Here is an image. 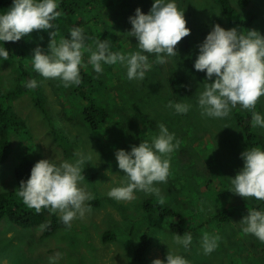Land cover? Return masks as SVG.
I'll list each match as a JSON object with an SVG mask.
<instances>
[{"label":"rangeland","instance_id":"374dc122","mask_svg":"<svg viewBox=\"0 0 264 264\" xmlns=\"http://www.w3.org/2000/svg\"><path fill=\"white\" fill-rule=\"evenodd\" d=\"M60 1L57 0V11L61 15L53 23L63 35L69 30L63 38H70L75 20L68 19L60 11ZM68 1H76L75 6L85 8L84 15L78 18L83 23L78 21L77 24L85 34L87 46L95 50L96 39L107 40L111 51L123 52L125 55L139 51L138 41L128 33L132 30L130 17L135 16L137 8L144 14H149L155 2ZM174 2L178 9L184 11L186 26L191 29V33L177 45L175 55L166 56L167 62L163 65L155 63V54L144 53L149 58L150 69L146 71L142 81L129 80L127 68L119 62L115 65L102 62L103 71L96 73L88 63L90 54L87 51L84 53L83 64L87 65L81 67L84 73H88L92 80L103 79L101 84L104 91L106 79L114 82L115 86L110 87V90L115 92L107 97V103L112 111L118 112L111 114V118L118 117L121 122L125 119L124 127L112 120L104 130L91 129L83 122L74 96L65 93L72 85L65 87L59 79H44L41 93H38L36 87L34 92L30 89L17 97L5 95L18 87L16 78L19 67L25 66L27 69L28 65L33 66L32 57L37 47L42 48L45 54H50V32L56 31L57 42L62 37L55 27L33 31L34 41L38 42L40 38L45 40L44 44H28L21 52H17L18 56L11 63L0 62V107L8 108V121L13 126L7 136L8 147L0 139V158L6 159L0 165V195L6 196L5 200L0 201V208L3 207L0 210L13 207L16 212L36 213L35 209L26 206L17 195L20 187L16 177L17 169H24L28 165L25 163L34 167L41 159L53 160L56 164L74 162L78 158V152L85 157L91 156V160L82 166L85 179L80 187L93 197L86 201V206L91 211L86 212L83 218L74 219L70 228L60 229L50 237L43 236L41 226L24 229L11 223L9 218H3L0 221V264H137L135 253L145 232L154 238L151 239L153 247L145 264H153L156 259L166 264L168 253L184 257L189 264H264V242L243 231L246 225L241 221L247 215L244 209L234 212L238 215L229 224L217 226L214 221V215L223 208L242 206L264 212V200L243 198L232 192L233 186L229 190L225 187V182L235 178L244 167L241 156L243 152L253 147L264 150V146H251L248 143L244 126L250 127L256 141L260 138L264 140V128L253 127L252 112L239 105L223 119L201 115L198 97L207 83V74L194 67L200 53L199 46L216 24L225 30L235 28L244 34L248 30H256L264 35V0H227L231 7L229 12H225L219 0ZM89 9H93L89 13L93 15L88 14ZM11 49L15 50L14 46ZM31 72L35 70L31 69ZM171 72H176L185 79L190 97H195L178 98L172 92L168 80ZM38 77L40 79L42 76L39 74ZM214 80L215 77L209 83ZM54 85L61 91L60 95L52 87ZM169 96L173 99L168 100ZM39 101L45 102L41 104L43 108L39 106ZM105 101L104 98L100 99V103ZM170 101L173 104L186 103L191 107L187 114L177 113L174 108L167 107ZM254 111L264 117V96L260 98ZM239 117L242 118L241 121ZM149 119L154 122L145 128ZM134 120L141 123L145 133L150 131V139L143 141L151 143L152 137L159 135L158 125L162 123L170 133L175 134L180 147L171 154L167 182L154 184L159 189V195L136 191L133 200L117 201L107 195L113 187L121 186L124 180V173L118 167L115 153L121 149L130 152L133 145L139 146L143 142L137 143L139 135L134 134ZM20 121L26 125L28 133L22 126L18 131ZM68 132L74 141L76 139L75 143L67 140ZM59 142L75 151L67 155ZM180 171L183 176H174V173ZM218 190L223 194L229 193L230 199L219 200ZM147 198L162 200L166 207L184 217L182 228L190 226L197 230V236H192L187 249L173 242L176 234L170 227L178 223V218L161 217L156 211L146 213L143 203ZM204 199L209 202L210 209L203 204ZM94 200L100 201L96 208L90 205ZM54 214L61 218L59 212ZM205 232L219 237L217 247L211 254H205L202 247ZM104 235L111 237V240H105ZM57 253L60 254L58 258ZM229 257L234 260L225 263Z\"/></svg>","mask_w":264,"mask_h":264},{"label":"clouds","instance_id":"9594fccd","mask_svg":"<svg viewBox=\"0 0 264 264\" xmlns=\"http://www.w3.org/2000/svg\"><path fill=\"white\" fill-rule=\"evenodd\" d=\"M57 0H14L10 10L0 14V42H17L29 36L33 31L54 28V21L61 15L57 11ZM132 30L128 32L138 41L139 51L125 55L113 52L107 40L94 41L96 47L86 45V37L78 26L70 30V38L55 39L56 31L50 32V54L42 48L34 50L32 63L34 70L45 79H59L65 87L81 83L80 69L85 51L89 55L88 63L96 73L103 71L102 62L115 65L118 62L127 68L129 80H143L150 69L149 58L144 53L155 54L156 64L167 62L166 56H173L177 45L191 33L184 11L178 9L174 0H155L149 14L136 9L130 17ZM200 53L194 67L207 74V83L198 97L201 115L211 118H226L237 105L252 112V126L264 128V117L254 111L260 98L264 96V35L256 30L247 34L233 28L225 30L219 24L207 35L199 46ZM0 57L9 58V51L0 47ZM214 82L209 83L213 80ZM28 89L38 87L32 79L27 82ZM177 113L187 114L191 105L171 101L167 105ZM159 135L152 137L151 143L143 141L133 145L131 151L117 150L115 153L118 167L124 173L121 186L113 187L107 195L117 201H131L136 191L159 195L156 183H166L170 172L171 154L180 147L175 134L170 133L164 124H159ZM175 141V143H174ZM74 162L64 161L56 164L53 160L41 159L31 170L30 178L21 181L17 195L29 208L40 213L43 208L52 213L59 212L62 222L71 227L76 218H83L91 211L86 201L92 195L80 183L85 179L82 166L91 156L76 153ZM244 167L231 179L232 192L243 198L254 197L264 200V150L253 147L241 154ZM161 202H163L161 200ZM246 225L243 231L253 234L264 242V212L248 210L242 219ZM43 227V226H42ZM192 235L176 234L173 242L185 249L192 242ZM219 237L205 232L202 247L205 254H211L217 247ZM60 256L57 253V258ZM55 258H50L54 260ZM153 264H165L156 259ZM166 264H189L180 255L167 254Z\"/></svg>","mask_w":264,"mask_h":264},{"label":"trees","instance_id":"16d2710c","mask_svg":"<svg viewBox=\"0 0 264 264\" xmlns=\"http://www.w3.org/2000/svg\"><path fill=\"white\" fill-rule=\"evenodd\" d=\"M221 2V5L225 12H229L231 7L229 6L227 0H219ZM14 0H0V14H4L10 10V8L13 5ZM60 5V11L64 13L68 19H73L75 20L74 27L79 26L77 24L79 20L78 18L80 16H83L85 13V8L84 7H79L75 6L77 4L76 1H73L72 3L69 2L68 0H61ZM90 12H93V9L88 10V14ZM93 15V14H89ZM82 22V21H81ZM83 23V22H82ZM236 24V22H233ZM66 24V23H65ZM64 24V25H65ZM54 27L59 31V34L62 35V37H65L66 35H63L60 33V29L54 25ZM34 33V32H33ZM35 35L32 36V33L27 36L23 37L21 40L17 42H0L2 47H5L9 51V58L6 60L7 62L11 63L18 55L17 52H21L22 48H24L28 44H34L36 46H39V42L41 44H44L45 40L38 38V42L34 41ZM14 46L15 50H12L11 47ZM22 56V54L20 55ZM0 62H4V59L0 57ZM31 69H34L33 66L27 67L25 69L24 67H19V74L16 78V82L18 83V87L13 89L8 94V96H20L23 92H29L30 89L26 87V84L28 81L35 79L38 82V93H41V83L45 79L41 77L39 79L38 75L39 73L31 72ZM92 70H94L93 67H91ZM84 70L81 69L80 74H81V83L77 85H72L70 86L67 90H65V93L74 96V100L79 104L78 110L79 113L81 114V117H83V122H85L91 129L93 130H101L105 129L108 125H110L112 120L117 121L120 127L126 126L125 119L123 122L120 121V118H111V114L115 115L118 112L112 111V107L108 105V96L114 93L115 91H111L110 87L115 86L113 85V81L107 80L106 79V90L104 91L102 89V80L103 79H98V80H92L90 76H88V73H84ZM169 84L171 86L172 92L178 97V98H193L190 97V90L189 87L185 81V79L181 76H179L176 72H171L169 78ZM57 95L61 94V91H58L57 88L54 86ZM1 90V89H0ZM31 92H34V89L31 90ZM94 93V94H93ZM93 94V96H92ZM4 95V96H5ZM104 98L106 101L103 103H100V99ZM168 100H172L173 98L171 96L167 97ZM38 102V101H37ZM40 107L43 108L41 105L42 103H45L44 101H39ZM8 108L4 109L0 107V139L3 143L7 145V136L10 131H12L13 126L12 124H9L8 121ZM62 118L63 115H62ZM65 119V118H64ZM239 120L241 121L242 118L239 117ZM66 121V119H65ZM154 122L153 119H149L148 123L145 128L148 126L152 125ZM123 124V125H122ZM133 125L135 126V135H139V141L137 143H140V141H143L144 139H150V131L147 130L145 133V130L142 128V125L140 122H137L136 120L133 121ZM21 126L26 130V125L23 122H19L18 126V131H20ZM54 129V128H53ZM245 131L247 132V138H248V143L251 146L255 145H261L264 146V140L263 139H258L257 141L255 140L256 136L253 132H251L249 126H244ZM26 133H28V129L26 130ZM53 133L55 134V130H53ZM69 138L67 139L69 142H76L70 137V133L68 132ZM108 137V135H106ZM60 146L64 149L65 153L72 154L75 150L71 151L66 147V144H61L59 142ZM122 146L121 144H119ZM8 147V145H7ZM77 151V149H76ZM82 152V151H81ZM5 158H0V165H2L3 162H5ZM28 165H25V168L22 170L16 171V177L21 183V181H26L30 178L31 175V170L33 166L30 163H25ZM23 166V165H22ZM21 166V168H22ZM20 168V169H21ZM174 176H183V173L180 171L179 173H174ZM225 187L226 189H231L232 184L231 181H226L225 182ZM221 190H218L220 192ZM161 197V196H159ZM6 196L5 195H0V201L5 200ZM219 200L220 199H230L229 193L223 194L220 192L219 195ZM203 204L207 206L208 209H210V204L207 200H203ZM92 208H96L100 205L99 200H94L90 203ZM1 207L0 209H2ZM143 209L146 213H152L156 211L161 217L165 216H174L178 218V223L171 225L170 229L174 234H179V235H184L185 233H190L192 236H197V230L196 229H191L190 226H185L186 229L182 228L184 221V217L180 216L177 212L174 210L168 208L165 206L164 202H161V200L154 199V198H147V200L143 203ZM241 209H244L245 213L248 214V210H253V208H245L242 206H237L236 208H223L218 211L214 216V221H216L217 226H224L226 224H229L230 220L233 219L237 214H234V212H237ZM255 210V209H254ZM9 218L10 222L21 227L24 229L27 228H35V227H42L43 226V236L45 237H50L54 234L57 233L60 229H68L67 227L61 220L60 217H58L56 214L51 213L50 209L45 208L43 211L40 213H34L30 214L29 212H16L13 207H8L7 210H0V221H2L3 218ZM141 242L139 244V248L137 249L135 256L137 259V264H145L146 263V257L148 253L151 251L153 247V242L152 240L154 239L152 235L149 233L145 232V234L141 237ZM104 239L110 241L111 237L108 235H104ZM152 239V240H151ZM165 253H168L165 250ZM228 260L225 261V263L232 262L234 259L233 258H227Z\"/></svg>","mask_w":264,"mask_h":264},{"label":"bare ground","instance_id":"6f19581e","mask_svg":"<svg viewBox=\"0 0 264 264\" xmlns=\"http://www.w3.org/2000/svg\"><path fill=\"white\" fill-rule=\"evenodd\" d=\"M92 165V164H91ZM93 167V166H92ZM100 174V173H99Z\"/></svg>","mask_w":264,"mask_h":264}]
</instances>
